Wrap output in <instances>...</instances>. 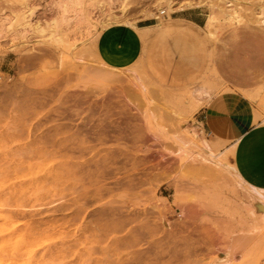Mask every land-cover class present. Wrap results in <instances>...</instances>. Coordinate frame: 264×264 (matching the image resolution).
<instances>
[{
    "label": "rangeland",
    "instance_id": "1",
    "mask_svg": "<svg viewBox=\"0 0 264 264\" xmlns=\"http://www.w3.org/2000/svg\"><path fill=\"white\" fill-rule=\"evenodd\" d=\"M234 28L264 0H0V264H264V204L198 120L238 92L264 122Z\"/></svg>",
    "mask_w": 264,
    "mask_h": 264
},
{
    "label": "crops",
    "instance_id": "2",
    "mask_svg": "<svg viewBox=\"0 0 264 264\" xmlns=\"http://www.w3.org/2000/svg\"><path fill=\"white\" fill-rule=\"evenodd\" d=\"M150 27H136L133 29L134 32L128 31L123 35L116 30H109V33L99 42L103 59L110 65L113 62L112 55L116 54L125 55L127 61L133 60L139 52L142 41L140 39L125 46L122 42L123 38L127 35L139 36L138 31H144ZM238 29L240 28H234L230 32L234 39L241 37ZM242 32L245 38L259 43L247 49L252 51L256 56L255 62H258V58L264 53V31L260 28H244ZM111 35H113L112 48L105 50L102 45L103 40H107ZM247 71L250 73L249 77L255 73L250 68ZM198 120L210 135L222 142L235 144L234 162L238 167L235 166L237 172L244 181L253 184L245 181L248 185L264 190V122L258 119L255 105L238 92L219 93L200 110Z\"/></svg>",
    "mask_w": 264,
    "mask_h": 264
},
{
    "label": "bare ground",
    "instance_id": "3",
    "mask_svg": "<svg viewBox=\"0 0 264 264\" xmlns=\"http://www.w3.org/2000/svg\"><path fill=\"white\" fill-rule=\"evenodd\" d=\"M161 13H163V11H161ZM207 95V92H200V94L198 95V97H202V96H206ZM128 101V100H127ZM94 113V112H93ZM97 113V112H96ZM93 115V114H91ZM189 136V135H188ZM191 136V135H190ZM193 138V136L191 137ZM189 140V139H188ZM196 140V139H195ZM205 144V143H204ZM206 148V147H205ZM184 152V151H183ZM212 152V151H211ZM210 156V155H209ZM210 158V157H208ZM212 158V157H211ZM164 159V158H162ZM213 159V158H212ZM214 160V159H213ZM216 160V159H215ZM212 161V160H211ZM217 161V160H216ZM168 162V161H167ZM157 166V165H156ZM169 167V166H168ZM171 168V167H170ZM173 168V167H172ZM229 171H231V173L236 177L238 178L241 182H239L240 185H242L243 187L245 186L246 188L249 189V191L252 193V195H254L255 197L258 198V204H264V190L262 189H258V188H255V187H252L250 185H248L242 178L241 176L239 175V173L237 172L236 170V167L235 166H227L226 167ZM159 208V207H158ZM171 208V207H170ZM262 208V207H261ZM260 206L258 209H261ZM251 212V211H250ZM259 212V211H258ZM170 213V212H169ZM263 213V212H262ZM173 214V213H172ZM253 214V213H252ZM171 215V214H170ZM264 216V214H263ZM183 218V217H182ZM187 218V217H186ZM170 220V219H169ZM175 232V231H174ZM206 233V232H205ZM206 235V234H205ZM222 262V261H221ZM220 264H229V261H223L222 263Z\"/></svg>",
    "mask_w": 264,
    "mask_h": 264
}]
</instances>
